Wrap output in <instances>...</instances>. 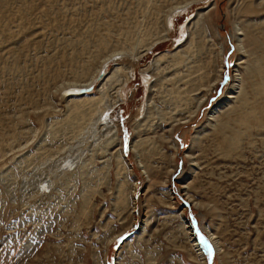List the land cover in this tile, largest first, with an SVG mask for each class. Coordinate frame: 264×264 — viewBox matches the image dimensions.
I'll return each mask as SVG.
<instances>
[{
    "label": "rangeland",
    "instance_id": "rangeland-1",
    "mask_svg": "<svg viewBox=\"0 0 264 264\" xmlns=\"http://www.w3.org/2000/svg\"><path fill=\"white\" fill-rule=\"evenodd\" d=\"M181 1L187 7L170 17ZM250 1L0 0V264H206L190 212L213 244L211 264H264V82L255 90L260 77L245 68L251 51L240 54L233 39L240 19L264 40V0ZM205 11L191 59L208 73L185 95L188 103L202 97L199 108L189 114L182 104L155 132L145 129L139 162L134 126L151 116L138 108L147 94L164 106L158 89L174 88L164 72L161 84L151 73L157 85L149 92L142 70L160 52L186 47V33L178 45L179 27L196 39L190 32ZM158 32L166 36L132 60ZM107 58V76L120 68L104 90L102 117L116 141L104 121L80 135L62 130L56 122L70 110L62 88ZM237 72L244 78L238 98ZM98 89L95 83L90 95ZM120 182L127 201L115 207Z\"/></svg>",
    "mask_w": 264,
    "mask_h": 264
},
{
    "label": "bare ground",
    "instance_id": "bare-ground-1",
    "mask_svg": "<svg viewBox=\"0 0 264 264\" xmlns=\"http://www.w3.org/2000/svg\"><path fill=\"white\" fill-rule=\"evenodd\" d=\"M252 2H253V0H251L248 5H251ZM188 3L189 2H185V1L182 2L181 1V3L179 2L178 4H175V6H173L171 8L169 16L171 17L172 13L181 11L184 8H186ZM255 3H256L255 4L256 7H260L263 4L262 0H258ZM245 11H250V10L248 8H245L244 12ZM205 14H206V11L200 12L198 14V16L196 17L194 23H193L194 24V33L192 34L190 32V34L193 35V38H194V36H196V39H192L193 41L190 42L188 40L189 35L186 32L187 31V25H185V26L182 25L183 26L182 28L179 27L180 36H179L177 41L179 43L178 44L179 46L181 44H183V43H181V41H182L181 40V34L186 33V38L183 41L185 43L184 45H186V47L183 49L179 48V49H177L173 52H170V53L160 52L159 54H157L155 56V58L151 61V63L149 65H146V67L142 70L144 80H145L146 85L148 86L147 88H148L149 92L152 90L151 87L153 85H157V84H155L156 81L153 83V82H151V80H149L150 77L152 76V75L150 76L151 73H154V75H157L156 78H159L158 84H161L163 82V76L161 74L164 72L165 73L164 77H166V79L168 81L173 83L174 88H167V87H161L160 86V88L158 89V92L160 94L159 98L165 104L164 106H161V104L158 105L157 103H155V100L153 101V98L149 94H147V97L145 99L146 100L145 103L143 105L139 106V108H138L139 111L142 113V108H145V106H146L145 115L149 114V116H151L149 120L146 121V119H145L144 123L137 122L136 125L134 126L135 127L134 131L136 132L137 138L133 141L132 147H133V150H135L136 154L138 153L137 156H138L139 162H140L141 154H140L138 147L141 146L142 143H144L143 141L145 139L142 138L141 133H143V131L145 129L151 128L154 125V132H155L156 131L155 129H157L156 127L160 126V121L161 120L164 121L166 119V116L168 113L169 114H171L170 112L173 113L175 108H177L178 106H183L182 104H184V106L186 104V109H187V112L189 114H194L197 111V109L199 108V103H200L199 101L201 100L202 97H200V98L195 97L194 103H192V102L188 103L187 98L185 99V95H186V93H189V92L191 93L193 91L192 86L195 87L197 84H199L198 81H200L201 79H205V75L208 73V68L206 66L202 68L201 63L198 64L195 61L193 62V60L191 59L193 54H195V50L198 48V45L200 44L201 40H199V37L202 38V36H201L202 33H205V31H206V24L204 22V15ZM170 22L172 23V18L169 19V23ZM236 22H237V24H236V30H237L236 34L237 35L233 36V39H235V41H236V45L238 46V50L240 51V54L247 55V53H248V56H249V51H251L252 61L248 62L251 66L246 65L245 68L249 71L253 70V72L255 73V76L260 77L259 80H256L253 84L255 86V90H257L259 87V84H260L259 81L261 80L262 85L264 82V77H263L264 76V74H263L264 73V62H263L264 60L262 58L264 56V40H260L256 36V35H258L259 30L252 29L249 27V25L254 27L253 22H246L245 24H242V23L240 24V22H242L240 19H237ZM236 22H234V23H236ZM252 23H253V25H252ZM259 23L263 24L264 20L261 19V21ZM263 30H264V28H262L261 32H264ZM165 32H167V31L165 30ZM165 32L164 33L158 32L160 34H158L153 39V41L151 43H148V44L146 43L144 45L145 48L141 49V51L138 54L132 55V60L135 58L134 61H138L142 52H144V54H145L149 50L150 46H152L154 43L158 42V40L161 39L162 37L166 36ZM138 42H140V41H138ZM137 45H138V43H137ZM259 49L261 50L260 51L261 53L259 52ZM221 50H223L222 46H221ZM259 53L262 55L260 56ZM117 54L118 53H113L110 58L114 57V55H117ZM242 55L240 56V58H243ZM78 56H79V54H78ZM108 58L103 61V65L101 64V66L99 68H97L95 71H93L92 73H90L89 70H86V69L83 70V68H82V72L79 75H76V77L87 75L86 78L83 80V82H81V83H67L62 88L63 90L61 91V95L68 97L69 109H70L69 114L66 117H64L59 122H56V124H58L57 126L62 128V130H65L66 132L72 133V134H76V133L79 134L83 131V128L86 127L87 124H89V123L96 124L97 122L104 121L105 125L107 127H109L108 131L111 132L109 140H111L113 142V139L115 138V141H116L117 136L116 137L114 136V138H112V135L116 134L115 128L112 125L109 126V124H106V122L104 120L105 118L102 119V117H104V115L107 113V110H106V104L107 103H104V100H103L104 96H107V95H104V92H105L104 90L108 87V85H107L108 82L111 81L112 78H114L115 73H117V71L120 69L117 67L114 68V71L111 73V75L107 76V74H105L104 67L107 64ZM77 59H79V58H77ZM163 59L167 61V64H165V65L161 64V61ZM202 60H206V59H202ZM242 60H240V61H242ZM198 61L200 62V60H198ZM206 61H202V62H206ZM168 62H169V64H168ZM181 62L184 63V66H185V70H183V72H181V70H179ZM81 64H82V62H81ZM169 66H170V68H169ZM83 67H85V66H83ZM87 68L90 69L89 67H87ZM170 69H171V71L169 72ZM249 71H246L245 73H247ZM147 74H149L148 75L149 77L147 76ZM194 75H197V76H194ZM182 80L185 81V83H186V85L183 88H181L182 87L181 86ZM218 80H219L218 78L212 79V81L209 83V85H207L208 90L210 89L211 86H213L216 82H218ZM235 80H236V82H235L236 87L239 90L238 94L235 95V97L238 98L239 96L241 97L243 95L242 91H244V78L240 74V72H237L235 74ZM95 83H98V87H99L98 90H100V95H98V96L90 95V91L93 89ZM124 83H125V81H124ZM189 83L191 84L190 87L188 86ZM106 85H107V87H106ZM86 86H91V89L84 92V93H80L77 90L80 87H86ZM168 99L171 100V105H172L171 108L169 106H167V105H169ZM241 100L243 103L246 101V99L245 100L241 99ZM166 103H167V105H166ZM189 104L191 106H188ZM214 113H211V115L214 116V118L218 119ZM172 117H175V116L172 115ZM143 119H144V116H143ZM154 119H156V120L153 123ZM90 121H92V122H90ZM238 133H239V131H238ZM109 140H107V141H109ZM108 144H109V142H108ZM108 144L106 143V145H108ZM119 154L120 153H118V156H117L118 160L116 159L117 165H118V170L124 171L125 166H123V164L121 162L122 157H121V154L120 155ZM142 163H143V161H142ZM108 166H109V162L106 160L104 167L108 168ZM141 167H144V166L141 165ZM144 172H146V170ZM126 201H127V194L125 193L122 182H120L118 184V187H117L115 207H119V206L124 205L126 203ZM168 205L171 206L172 202L168 203ZM207 238H208V236H207ZM208 240H209V238H208ZM209 243L211 244V246L213 248V244L210 242V240H209ZM211 263H212V260H211Z\"/></svg>",
    "mask_w": 264,
    "mask_h": 264
},
{
    "label": "water",
    "instance_id": "water-1",
    "mask_svg": "<svg viewBox=\"0 0 264 264\" xmlns=\"http://www.w3.org/2000/svg\"><path fill=\"white\" fill-rule=\"evenodd\" d=\"M226 78H227V75H222V80L220 81V84L224 83ZM90 89H91V86H86V87H80L77 90L80 93H84ZM218 92H219V88L217 89L216 93H218ZM182 204L187 210L190 209V205L187 201L182 200ZM188 217L191 218L192 231L194 232V235L196 237L197 242L202 244L205 248L206 257H207L206 258V264H211L212 255H213L212 254L213 248H212L211 244L209 243V240L206 237V235L198 229L195 219L192 220V217H193L192 214L189 213Z\"/></svg>",
    "mask_w": 264,
    "mask_h": 264
}]
</instances>
